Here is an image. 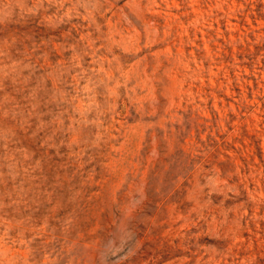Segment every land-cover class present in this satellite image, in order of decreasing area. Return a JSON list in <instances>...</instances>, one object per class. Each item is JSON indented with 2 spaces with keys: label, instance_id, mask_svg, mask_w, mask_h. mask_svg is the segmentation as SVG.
I'll return each instance as SVG.
<instances>
[{
  "label": "rangeland",
  "instance_id": "obj_1",
  "mask_svg": "<svg viewBox=\"0 0 264 264\" xmlns=\"http://www.w3.org/2000/svg\"><path fill=\"white\" fill-rule=\"evenodd\" d=\"M0 264H264V0H0Z\"/></svg>",
  "mask_w": 264,
  "mask_h": 264
}]
</instances>
